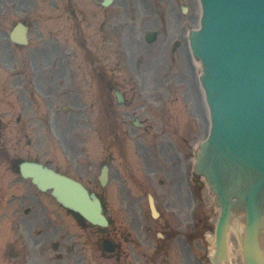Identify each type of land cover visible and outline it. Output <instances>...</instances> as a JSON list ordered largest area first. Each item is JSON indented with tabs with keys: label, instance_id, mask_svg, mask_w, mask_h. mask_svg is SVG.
<instances>
[{
	"label": "flooded vegetation",
	"instance_id": "flooded-vegetation-1",
	"mask_svg": "<svg viewBox=\"0 0 264 264\" xmlns=\"http://www.w3.org/2000/svg\"><path fill=\"white\" fill-rule=\"evenodd\" d=\"M75 6H65L64 13L71 23L66 20L62 24L59 54L46 48L42 60L31 57L19 61L16 57L15 70L4 90L13 95V108L20 102L23 107L26 104L36 107L42 102L48 108L45 123L53 125V120H66L64 130L71 131L69 140L62 136L67 154L62 161L49 158V165L69 175L76 170L80 174L73 176L89 189L103 186L100 176L104 169L107 184L119 179L124 184H120L121 191L109 216L111 229L107 237L113 242L112 252L104 250L105 237L101 244L99 227L72 213L81 230L79 234L68 233L63 242L53 239L47 242L52 249L57 243V260L65 264H207L206 258L198 260L196 255L195 144L192 142L195 133L190 118L185 117L181 123L178 114L185 110L177 113L175 108L171 112L177 116L169 112L166 118L161 115L162 109L135 101L141 90L164 87L173 79L175 75L170 71L180 56L192 65L189 33L198 17L196 0H111L107 6ZM98 17L100 21H95ZM28 25L33 33V23ZM53 38L48 36L46 45L55 47L57 42ZM102 44L110 45L104 57L98 52V45ZM166 55L171 59H165ZM28 63L32 68H19V64ZM147 76L156 77L151 82L157 84L148 87ZM118 91L122 101L118 99ZM1 119L0 116V124ZM17 120H22L21 114ZM103 125L109 139L108 150L101 156L91 154L87 149L89 138L93 131L100 133ZM149 133L153 139L148 138ZM171 136L181 138V143ZM74 139L80 151L74 148L73 153L69 147ZM129 140L139 142L140 148H133ZM114 148L120 153L134 150L148 172V180L155 185L149 184L147 191H135L134 166L125 162L124 179L112 168ZM163 156L166 161L176 159L181 168V179L175 187H163V180L160 185L154 180L160 170L150 163L156 161L158 166Z\"/></svg>",
	"mask_w": 264,
	"mask_h": 264
},
{
	"label": "rangeland",
	"instance_id": "rangeland-1",
	"mask_svg": "<svg viewBox=\"0 0 264 264\" xmlns=\"http://www.w3.org/2000/svg\"><path fill=\"white\" fill-rule=\"evenodd\" d=\"M100 1L0 0V116L3 121L0 129V264H65L64 261L55 258L57 252L52 249L51 243L47 241L53 239L63 242V237L66 234H79L81 231L76 226L73 216L56 201L50 192L39 191L30 180L22 178L18 170L14 169L19 161L27 158H36L44 162H48L51 157L60 161L64 160L67 147L62 136L66 139L71 136V131L66 132L64 130L67 128L66 120L63 122L53 120V125L45 123L44 118L48 108L42 102L36 107L34 104H26V107H23L20 102L13 108V95L11 92H6L4 88L6 87L5 84L8 83L7 80L12 74V70H15L13 63H15L16 57L19 61L31 57L42 60L46 56V48L50 52L53 51L59 54L58 41L61 38V27L63 22L70 20L64 13L65 6H72L71 8H76L75 5L77 7L83 5L95 7L96 5L100 6ZM21 20L34 23V31L30 34L31 43L23 47L16 45L8 38L14 24ZM94 20L100 21L99 17ZM50 35L55 37L53 38L57 42L55 47L54 44L51 46L46 45L49 44L47 38ZM163 44L164 42L160 45ZM10 48H12V51H9ZM109 48V44L98 45V52L104 57ZM151 50L152 48L149 52ZM156 50H153V53H156ZM164 58L170 60L171 56L166 55ZM176 62V66H173L174 70L170 71L175 76L170 80L169 86L157 88L160 92L157 89L150 88L149 90H141L135 101L139 104L146 99L151 101L150 103L153 105H157L156 101L160 102L159 99H162V102L173 100L172 106H182L184 99H187L190 102L188 105L191 106L194 114H191L194 117L191 126L195 133L192 135V142H194L198 153V146L205 137L209 126L208 112L206 108L202 107L200 90H198L195 82L201 68L198 66L199 64L196 65L193 62L190 65L191 62L186 57L184 59L183 56H180ZM19 68L27 70L32 66L30 63L19 64ZM152 79H156V77L147 76L145 79V84L148 87L157 84V81L152 83ZM59 111L64 113L65 110L60 109ZM20 114L22 120L18 122L17 116ZM68 120L71 121L69 118ZM180 122H185V120ZM185 127L186 125L183 126V128ZM150 134H148V138L153 139ZM76 137L75 134L74 138ZM171 137L181 143V138ZM29 139H31V142ZM78 141L84 143L81 139H78ZM108 142L109 139L105 134V126L103 125L100 133L97 131L92 132L87 149L91 154L96 155L99 153L101 156L107 152ZM129 142L133 147H139V142L136 140H129ZM76 143L77 141L74 139L73 145L69 147L73 153L74 148L77 152L80 151ZM166 145V143L163 144L164 149ZM142 148L143 145L141 144ZM111 150H115L116 154L112 168L123 179L126 177L125 162L134 166L132 173L137 174V182L133 185L135 191H147L150 188L149 184L155 185L152 180H148V172L146 169L144 170L143 164L139 162L134 150L133 153L131 151L120 153L115 148ZM154 162V164L150 163L151 167H158L160 170L158 175L155 174L157 175L154 178L156 184L160 185V181L163 180V187H175L182 174L181 168L177 166V160L166 161V156H163V161L159 159L158 166L155 165L156 161ZM76 173V170H73L72 174ZM185 180H187L186 174ZM120 184H124L121 179L115 180L105 187L94 186L93 190L104 198L109 216H111L112 205L117 200V194L121 191ZM195 192L197 217H202L201 228L197 235H204L205 233L202 241L200 238H197L196 241L211 246L213 245V231L206 233L205 228L208 226L214 228L218 217V208L213 193L197 174ZM27 208H30L29 212L26 211ZM99 233L103 236L101 231ZM230 246L232 264H243L241 243L235 235L230 236ZM45 247H47L46 250H44ZM61 252L63 253V251Z\"/></svg>",
	"mask_w": 264,
	"mask_h": 264
},
{
	"label": "water",
	"instance_id": "water-1",
	"mask_svg": "<svg viewBox=\"0 0 264 264\" xmlns=\"http://www.w3.org/2000/svg\"><path fill=\"white\" fill-rule=\"evenodd\" d=\"M201 27L192 44L203 62L212 127L201 145L197 171L217 194L221 216L217 227L219 252L224 255L229 218L245 210L246 264H264L259 229L264 222V0H202ZM26 29L12 37L27 42ZM21 32V33H20ZM43 190L90 221L107 224L101 200L77 180L34 161L21 164Z\"/></svg>",
	"mask_w": 264,
	"mask_h": 264
},
{
	"label": "bare ground",
	"instance_id": "bare-ground-1",
	"mask_svg": "<svg viewBox=\"0 0 264 264\" xmlns=\"http://www.w3.org/2000/svg\"><path fill=\"white\" fill-rule=\"evenodd\" d=\"M196 2H197V0H196ZM199 14L200 15L202 14V9H200ZM197 27H199V25L196 26V28ZM204 88H205V90H203V96H204L203 98H205L207 95V89H206V87H204ZM205 105H206V103H205ZM207 109H208V105H207ZM209 111L210 110L208 109V114H209ZM245 225H247L245 212L241 208L238 207V209L234 211V213L230 219V223H229V226L227 229V233H228L227 237L230 238L231 235H235L242 242ZM259 237L261 240V244L263 245V248H264V222H262L261 227L259 229Z\"/></svg>",
	"mask_w": 264,
	"mask_h": 264
}]
</instances>
